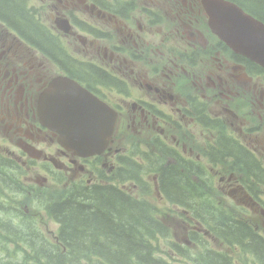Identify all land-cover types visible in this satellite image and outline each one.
Returning a JSON list of instances; mask_svg holds the SVG:
<instances>
[{
	"label": "flooded vegetation",
	"instance_id": "1",
	"mask_svg": "<svg viewBox=\"0 0 264 264\" xmlns=\"http://www.w3.org/2000/svg\"><path fill=\"white\" fill-rule=\"evenodd\" d=\"M43 4L34 14L41 16V11L49 9V20L54 25L66 22V32L48 31L57 40L56 55L51 57L57 64L49 63L41 52L21 40L13 31L26 39L0 17V169L6 173L23 172L30 163L33 169H44L49 178H65L74 187L91 188L101 184L104 172L107 175L116 168L121 153L114 146L117 139L105 153L81 158L65 150L57 134L40 122L39 96L60 76H70L117 109L119 120L114 137L125 133L129 126L123 118V105L127 103L124 96L133 94L123 80L124 73L136 74L134 82L145 91L136 99L133 124L145 116V105H155L165 115L175 112L179 102L176 93L190 86L197 91H212L230 102L232 96L239 95L236 90L243 89L255 99L252 113L257 117L258 133L252 135L264 132V75L250 72L251 62L212 34L202 0H44ZM64 39L68 47L79 43L81 53L90 52L92 58H98L92 54L96 51L99 58H78L81 53L62 47ZM90 66L95 68L93 72H104L107 83L81 73ZM159 122L156 118L152 125ZM239 123L244 125L243 120ZM4 183L12 187L8 181ZM231 185L261 215V192L250 191L242 179L231 180ZM22 190L15 185V191ZM56 206L54 203L53 208Z\"/></svg>",
	"mask_w": 264,
	"mask_h": 264
},
{
	"label": "trees",
	"instance_id": "2",
	"mask_svg": "<svg viewBox=\"0 0 264 264\" xmlns=\"http://www.w3.org/2000/svg\"><path fill=\"white\" fill-rule=\"evenodd\" d=\"M234 1L264 21V0ZM0 17L22 37L45 51L46 56L51 58L56 55L57 42L27 10L26 0H0ZM94 69L91 66L85 67L81 73L91 75L101 84L107 83L106 74L95 70L98 73L96 74L93 72ZM222 141L223 153L242 161L246 175L253 171L260 172L255 161L243 163L248 156L245 150L226 138ZM180 160L188 168L157 161L154 170L159 176L160 191L167 201L173 206L191 208L197 200H201L197 197L201 196V188L188 176V171H194L197 176L201 173V169L183 158ZM128 164L132 171L126 173V180H138L142 170L131 161ZM67 195L65 197L67 200L57 203L55 209L48 211L61 226L59 232L61 245H53L44 238L43 233L32 229L34 226L26 219L23 226H28L27 228H23L13 218H9L7 228L0 232L3 238L9 242L16 241L19 246L25 244L23 236H26V230L30 232L27 242L33 251H26L27 246L24 248L25 255L31 259L28 264H169L159 257L163 253V246L159 241L166 239L174 250H180V247L172 241L171 229L157 217H151L147 204L130 199L116 187L81 188ZM196 211L202 217L215 218L212 219L215 225L214 232L216 231L228 246L238 247L243 253L254 255L256 261L264 264V238L259 236L252 226L246 222L236 221L205 205ZM18 212L22 215L21 211ZM42 239L45 240L43 251L40 250ZM18 251L8 254L6 248L0 247V259L7 258L3 260L4 264H25L15 260ZM208 253L205 256L207 264H234L229 256L216 250ZM23 258L26 259V256Z\"/></svg>",
	"mask_w": 264,
	"mask_h": 264
},
{
	"label": "rangeland",
	"instance_id": "3",
	"mask_svg": "<svg viewBox=\"0 0 264 264\" xmlns=\"http://www.w3.org/2000/svg\"><path fill=\"white\" fill-rule=\"evenodd\" d=\"M107 1L112 2L113 0H107ZM43 3H44V0H31V2L28 3L26 8L38 20L40 19L41 23H45L49 27L54 28V26H55L54 23H52L49 20V16H50V10L49 9H46L43 12L41 11L40 12L41 16L38 14H34L36 12L35 10H37V9L39 10L40 8H42L41 5ZM43 5H45V4H43ZM33 7H35V9ZM138 10H139V8H138ZM96 25L99 27L103 26V24H101V23H98ZM117 41H118V39L115 38L114 39L115 44H117ZM63 42H64V45L67 46L68 50L71 53H72V50H75L76 52L81 53V48H80L81 45L79 43L77 44L76 47H71L70 45L68 47V42L65 39L63 40ZM100 45H101V43H100ZM92 54L95 55V57L99 58L98 52L94 51ZM77 57L80 59H87L90 61L98 59V58H92L90 55V52H87V53L82 52ZM146 68H148V67L146 66ZM134 77H137L136 74L134 75L131 73H124V76H123V80L128 83V85L131 88V92L133 94V96L130 95L129 97L124 96V101L129 103V104L125 103V107L127 108L125 111L128 114L135 112V110L137 108H134L133 106H135L136 99L139 98L138 97L139 94L145 93L143 87H141L139 83L134 82ZM188 90L190 92L194 91L192 86L189 87ZM162 109H163V107H162ZM169 115L173 118L174 121H176L178 123L184 122L185 128L189 129L192 133V136H193L192 140H194L195 143L189 141V144H190V146L196 147V149H195L193 154H190V153H187V154L184 153V154L186 156H193V155H196L195 153L197 152L200 155L198 157L199 160L202 161L203 163H207V161L209 159H204L201 155H203V151L206 148L204 141L206 139H210V143H211L213 134L211 132H207V131H204L203 129H201L198 125L194 124L193 120L183 119L180 114L169 112ZM245 118L247 120H248V118H256V115L247 114L245 116ZM225 120L228 123V125L230 126V130H231L232 134L237 139H239L242 143H244L248 148L249 147L255 148V150H256L255 153L257 154L259 159L262 161L261 165H263V167H264V134H261L259 136H254L251 139H247L246 134H244L242 132L241 127H240L238 122L233 121V120L229 121L227 118H225ZM192 126H196L197 127L196 130H193ZM128 127L129 128L125 131V134L121 135V138L123 140L122 143L119 144V146L116 144L114 145L116 148H119L121 151L126 152V150L128 148L133 149L134 147L139 145V148H142L143 150L138 151V154H137L135 160H137L141 163L144 160V155L141 153H149V154L152 153L155 155L157 153H159L158 150L156 152L155 147L150 143L152 137L159 134L158 125L153 127L152 124H150V127L146 128L144 130H141L137 124L133 127H130V126H128ZM159 130L165 131L166 140L170 144H172V145L176 144V141L179 139L178 138L179 133L174 128L171 130L169 127L165 126L163 128L160 127ZM175 138H176V140H175ZM178 148L181 152H183L180 147H178ZM144 165L148 166V162L145 161ZM33 167H34L33 165H28V166L24 167V171L23 172L21 171L20 173L16 172V171H12L11 173L9 171H7V173H6L4 170L0 169V201L4 202L3 204L1 203V206H0V220L3 221L2 223L0 222V232H3V230H5L7 228L9 215L12 216L13 220L18 225H20V226L24 225L25 220L21 214L11 212L9 208H8V210H6L4 208V205H7V206L15 205L21 212H25V214L27 215V217H26L27 221H29L31 223H35V227L31 226L32 229L43 232L45 239L50 241L53 245H57L59 241L56 238H54V236L56 234L54 232H56L58 225L45 212L43 203H46L47 201H51V200L52 201L56 200V196H55L54 192L66 193L68 191V189L64 190V188L66 186H70V184H69V181L66 180L65 178H61L59 180V179L52 177V178H48V180H46V173L44 172V169H41V168L40 169H33ZM220 171L222 173L209 171V173H203L199 177H194V180L196 181L197 185L205 193V197H204V199L202 198L201 201L205 202L208 199L216 201V200L220 199L226 206L229 205L226 208H230V209L234 210V212L237 214L239 219L250 220L251 222H253V224L256 227H258L259 230L260 229L264 230V218L261 215L253 214L252 212H250L246 208L250 213V215H249L247 212H245L246 210L237 206V204L235 203L233 198H228V197L223 196V195H222L223 196L222 199L218 197L219 196L218 195L219 185H218L217 179H215V178H217L220 175H225V173L228 174V173L232 172V174H234L236 176V178L244 179L245 176L243 175V173L246 170H239V168H234L232 170V168L227 169L225 167H220ZM153 174H154V171L150 172L149 175L145 176V181L151 187L150 194L140 193L139 188L135 187L132 184H125L123 187L125 190L130 192L136 198L144 199L145 201H147L149 203L151 209L155 207V209H153L154 210L153 216L157 217L163 223L169 225L176 232L177 238L179 239V242L182 243L184 241L183 236L185 235V231L190 229L191 221L184 222V228H180L177 224V221L175 219L171 218V216H177L179 214L180 210H175L176 211L175 213L171 212V210H172L171 204H169L166 200L162 199L158 195L156 187H155V183H156L157 178L155 176H153ZM238 174H240V176H238ZM104 175H106L105 172H104ZM225 176H228V175H225ZM4 180L8 181L10 186H15L16 184H19L23 188V190L20 193L12 191L11 189H9L5 185ZM106 185L107 186L111 185V181L107 180ZM33 188L43 189V190L47 191L48 194L45 195V197H43V199L37 198V196H34L36 193L31 192L32 190H34ZM228 190H229V188L226 189V191H228ZM38 191H41V190H38ZM48 191H50V192H48ZM51 193H53V194H51ZM262 194H264V190L262 191ZM263 198H264V196H263ZM58 199H60L59 196H58ZM41 201L43 203H41ZM162 212H166V214H164ZM191 216L193 218H199L196 214H193V213L191 214ZM192 222H194V221H192ZM27 227L28 226H23V228H27ZM196 227H199V224L197 222L195 223V226L193 227V229ZM28 235H30V232L28 230H26V236L25 235L23 236V238L25 239V244L21 245L22 247L10 243L7 239L3 238L0 235V247L6 248L8 250V254H10L11 252L16 253L20 249L18 251V257L15 260L22 261L25 264H28V261L31 259L29 258V256L25 255L24 248L27 246L25 248L26 251H28V252L33 251L32 247L27 242ZM198 236L199 237H205V235L202 233H198ZM42 241L43 242H42V245L40 247L41 248L40 250L43 251V249L45 248V246H44L45 240L42 239ZM204 243H209L210 249L217 250V248H218V245H217L218 241L216 238L207 239V237H206V239L204 240ZM179 247H180V249H185L182 246H179ZM25 256H26V259L23 258ZM194 256L196 258H199L198 249H195ZM235 258H238V256L235 255ZM7 262L8 261H6V263ZM239 262L242 264V261H239ZM176 263L177 264H186L185 262H183V259H178V261ZM0 264H4L2 258L0 259Z\"/></svg>",
	"mask_w": 264,
	"mask_h": 264
},
{
	"label": "water",
	"instance_id": "4",
	"mask_svg": "<svg viewBox=\"0 0 264 264\" xmlns=\"http://www.w3.org/2000/svg\"><path fill=\"white\" fill-rule=\"evenodd\" d=\"M204 1L214 33L237 53L264 68V24L228 1ZM48 93L40 104L45 126L60 135L61 144L66 142L77 153L100 154L115 128L113 111L65 79L53 82Z\"/></svg>",
	"mask_w": 264,
	"mask_h": 264
},
{
	"label": "bare ground",
	"instance_id": "5",
	"mask_svg": "<svg viewBox=\"0 0 264 264\" xmlns=\"http://www.w3.org/2000/svg\"><path fill=\"white\" fill-rule=\"evenodd\" d=\"M215 230V229H214ZM215 233H216V235L219 237V238H221L219 235H218V233L215 231ZM222 239V238H221Z\"/></svg>",
	"mask_w": 264,
	"mask_h": 264
}]
</instances>
